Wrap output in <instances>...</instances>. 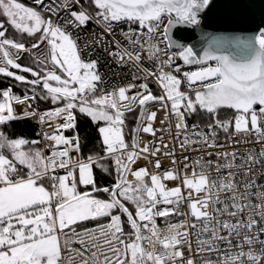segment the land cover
Listing matches in <instances>:
<instances>
[{"label": "snow or ice", "instance_id": "obj_1", "mask_svg": "<svg viewBox=\"0 0 264 264\" xmlns=\"http://www.w3.org/2000/svg\"><path fill=\"white\" fill-rule=\"evenodd\" d=\"M33 4L0 0V74L31 91L21 97L11 87L0 90V126L21 117L37 119L50 129L39 133L48 154L40 140L9 138L0 131V264H264V184L258 183L264 179V29L243 37L203 34L207 46L200 54L174 40L172 29L198 27L210 0H91L94 15L80 0L55 7L45 0ZM74 5L80 10H72ZM60 11L69 13L63 23L45 15L59 17ZM90 21L107 35H114V23L129 26L122 30L127 43L114 40L116 51L108 55L135 66L145 74L144 82L111 91L100 87L98 61L82 57L68 30ZM9 27L34 38L31 48L8 38ZM97 42H104L103 35ZM42 45L46 51L39 52ZM32 50H37L35 67L18 62ZM145 53L154 69L142 67ZM183 65L198 67L183 70ZM149 79L159 86V95ZM37 100L55 107L28 111ZM152 104L160 108L151 110ZM15 105L25 106L19 116ZM137 109L129 143L126 114ZM161 109L162 125L175 117L173 139L181 151L204 155L195 160L185 155L181 161L162 136L159 145L138 138L141 132L155 138L161 131L153 126ZM222 109L232 115L221 120ZM77 112L98 125L103 156L84 158L79 136L65 135L76 129ZM198 112L211 118L207 132L196 124L189 129L186 117ZM218 130L260 149L219 151ZM161 156L171 160L163 171ZM105 159L114 163L116 180L99 188L94 167L108 172ZM139 160L154 170L133 168ZM80 185L91 191H81ZM173 216L182 219L170 222ZM158 218H164L165 227ZM88 221L95 226L81 229Z\"/></svg>", "mask_w": 264, "mask_h": 264}, {"label": "built area", "instance_id": "obj_2", "mask_svg": "<svg viewBox=\"0 0 264 264\" xmlns=\"http://www.w3.org/2000/svg\"><path fill=\"white\" fill-rule=\"evenodd\" d=\"M90 1L91 0H80V5H83L85 8H87L89 11V14L94 15L96 10L92 11L88 7V4L90 3ZM29 2L33 4V0H29ZM59 3H63V0H55V3H53V0H45V4H51L53 7H55V4H59ZM80 5H74L72 10L79 11ZM47 14H49V13H47ZM49 15H52V18L57 19L58 22L63 23V21L68 18L69 13L67 11H60L59 17H57L56 14H49ZM128 27L129 26L127 24H115L114 23L113 24L114 35H107L106 33H104L103 28L101 26L97 25L95 23V21L88 22V24L86 26H81L78 28L75 26H71L68 29L72 33L73 37L77 39L78 44L80 45V48L82 49V57L85 60L90 59V60L98 61V72L103 77V83L100 85V87H102L105 90L111 91L113 88H116L119 86H125L129 83L139 84L141 82H144L143 77L145 74L142 73L141 71H139L135 66H133L131 64L121 65V64L117 63V61L112 56L108 55L109 51H116V46H115L114 40H119L121 42V44L127 43L123 39L122 30L124 32H126V31H128ZM132 27L135 28L136 25H132ZM102 35L104 38V42L101 44V43H98L97 41L100 39V37ZM26 47L31 48V45H26ZM46 47H47L46 45H42L39 52L46 51ZM36 51L37 50H32L31 53H29V52L22 53L21 58L25 55H28V56L33 58V55L36 54ZM177 63H180L182 65V61H177ZM212 63H214V62H212ZM142 67L149 68V69H154V67H155V65L150 60H148L146 53L144 54V59L142 60ZM182 67H183V70H195V68L198 66L183 65ZM134 76H138V77H140V79L134 80L133 79ZM148 83H149V87L152 90V92L154 94L159 95L160 94V88L157 85V83L152 79H149ZM7 88H9V87L0 88V90H4ZM182 90H186L185 86H183V85H182ZM135 91H136V89H133V92H135ZM13 93H14V91H13ZM54 107L55 106L49 107V108H39L38 106L32 104V108L27 109V110L32 111V109H36L37 111L44 112V111L51 109V108H54ZM15 108H16V113L18 116L21 115L23 113V111L25 110L24 105H15ZM158 108H160L159 105H156V104L150 105L151 110H157ZM137 110H139V109H137ZM21 118H24V117H21ZM76 120H77V113H76ZM161 120H165V110H163V109L157 111V118H156V121L154 122V125H153L155 128L161 129V131H157L156 137L154 138L150 134H146V133L141 132V133H139L138 138L140 140H142L143 142L152 141L153 143L159 145V143H160L159 137L162 136L164 138V142L168 143L170 148L175 146L176 158L178 160H181V161H182V157L185 155L189 156L192 160L199 159L202 155H204L203 152H200V151L193 152L190 149L186 152H182L181 149L178 147V141L173 139V137L175 136V132H176L175 117L169 116L168 120H166L163 125L160 123ZM221 120H224V119H221ZM60 122L62 123L63 121H60ZM169 122L171 123V135L169 134ZM186 122L189 126V129H191L192 125L196 124L199 126L197 130H203L205 132L208 131L207 125H208V123H210V122L203 123L200 121H190V120H187V118H186ZM42 131H50V129L46 125L41 126V124L37 120L36 136H37V139L41 141L40 147L42 149H45V154H48L47 149H46V142L43 141L42 136L39 135V133H41ZM71 131H72V129L67 130L65 132V135L66 136L75 135V134L71 133ZM182 138L183 137L181 136V139ZM238 139H240V137H234L232 139H229L223 131L218 130L217 143L223 145V148H220L218 150L219 151H233V150H235V151H238V153H240V154H244L246 152V150L250 149V148L255 149L257 152L259 151L260 145L255 144L254 142L253 143H243V142L236 143L235 141ZM100 140H101V138H100ZM208 151H216V150L208 149ZM160 158L162 160L161 171L171 167L170 158H166L163 156H161ZM204 158L215 160V156L207 157L205 155ZM111 164H112L113 171L115 172L114 163L112 161H111ZM137 167H148L150 170H154L152 168V165L149 164L148 161H146V160L137 161L136 165H134L133 168H137ZM60 174H63V170L60 171ZM167 183H168L169 187H173L176 184V182H167ZM258 183L264 184V179H259ZM88 187H90V186H83V185L79 186L81 191H84ZM86 191H90V190H86ZM179 219H182V217L173 216V217H170V222L175 223V222H178ZM157 223L160 227L163 228V227H165L166 221L164 220V218H158ZM95 224H96L95 221H93L92 223H88V224H86L84 222L80 225V228L81 229L85 228V227L86 228H92L95 226ZM197 259H199V257H197Z\"/></svg>", "mask_w": 264, "mask_h": 264}, {"label": "trees", "instance_id": "obj_3", "mask_svg": "<svg viewBox=\"0 0 264 264\" xmlns=\"http://www.w3.org/2000/svg\"><path fill=\"white\" fill-rule=\"evenodd\" d=\"M23 3L29 4V0H20ZM31 4V3H30ZM90 10L95 11V7L93 4H88ZM46 16L49 14L45 13ZM0 19H3L0 17ZM10 34V33H9ZM9 38L13 39V36L10 34ZM26 45H31L35 41H23ZM19 63L25 66L35 67L33 64V58L25 55L20 60ZM11 87L14 91L15 95L23 97L25 93L31 95L30 86L17 82L12 77H5L0 74V88ZM40 89L38 88L37 91ZM33 105L38 106L39 108H49L53 107L50 101L37 100L33 102ZM232 115L230 110H221L219 113L220 119H226ZM139 116V110L128 113L126 115V139L129 143H131L132 136L134 135L133 129L137 126V117ZM187 120L190 121H200L203 123L211 122V118L208 114L203 112H198L196 114H192L186 117ZM98 125L94 124L90 118L80 114L77 112V120H76V129L72 130L71 133L78 135L80 138V142L82 145V153L81 155L84 158H87L89 155L93 156H103V148L100 143V135L98 133ZM0 131H3L9 138H24L29 141L38 140L36 136L37 131V119L32 117H24L12 121L6 125L0 126ZM40 147V145H39ZM41 148V147H40ZM103 164L108 166L109 171L105 172L99 167H94V178L96 181V185L99 188L110 187L115 183L116 173L113 171L111 160L105 159L101 161ZM88 190L91 191V186L88 187ZM99 198H107V194L105 193H96ZM123 219L126 220V217ZM93 221L85 222L86 224L92 223Z\"/></svg>", "mask_w": 264, "mask_h": 264}, {"label": "water", "instance_id": "obj_4", "mask_svg": "<svg viewBox=\"0 0 264 264\" xmlns=\"http://www.w3.org/2000/svg\"><path fill=\"white\" fill-rule=\"evenodd\" d=\"M200 21L198 27L177 25L172 29V36L202 54L207 46L203 34L208 37H243L264 29V0H210L209 7L200 15Z\"/></svg>", "mask_w": 264, "mask_h": 264}, {"label": "rangeland", "instance_id": "obj_5", "mask_svg": "<svg viewBox=\"0 0 264 264\" xmlns=\"http://www.w3.org/2000/svg\"><path fill=\"white\" fill-rule=\"evenodd\" d=\"M24 4L27 5V6H35L32 3L31 4L30 3L29 4L24 3ZM9 33L13 36V39L20 40L21 42H23V41H29V40L30 41H35L34 38L28 37L26 34L21 35L20 33L15 32V30H13L11 27H9V30L7 32L8 38H9V35H10ZM11 70L14 71V72H16L17 74L25 75L28 79H33V77H31V75L29 73H22V72H20L19 70H16V69H11ZM86 190H88V188H86L84 191H86Z\"/></svg>", "mask_w": 264, "mask_h": 264}, {"label": "crops", "instance_id": "obj_6", "mask_svg": "<svg viewBox=\"0 0 264 264\" xmlns=\"http://www.w3.org/2000/svg\"><path fill=\"white\" fill-rule=\"evenodd\" d=\"M19 62V61H18Z\"/></svg>", "mask_w": 264, "mask_h": 264}]
</instances>
